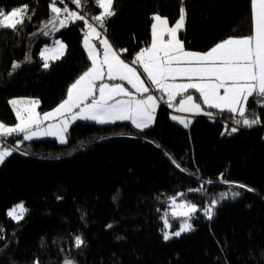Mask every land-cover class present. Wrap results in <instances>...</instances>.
Segmentation results:
<instances>
[{
	"label": "trees",
	"instance_id": "16d2710c",
	"mask_svg": "<svg viewBox=\"0 0 264 264\" xmlns=\"http://www.w3.org/2000/svg\"><path fill=\"white\" fill-rule=\"evenodd\" d=\"M50 4L0 0L5 13L26 5L31 17L17 31L0 28V122L6 126L15 123L11 99L39 100V110L48 111L90 66L83 21L53 27ZM85 7L78 9L99 27L92 19L101 13L96 0ZM113 7L116 14L99 28L130 63L150 44L153 16L173 24L182 7L179 38L188 51L253 32L251 0H114ZM58 38L64 55L45 69L38 53ZM13 63L20 65L15 71ZM204 108L213 115L196 117L187 128L169 119L164 104L144 131L128 122L88 121L73 124L64 145L22 143L0 166V264H264V107L249 99V116L261 120L252 128L235 124L239 115ZM232 192L242 195L232 199ZM173 196L200 211L189 221L193 231L165 241V220L169 231L184 220L169 214ZM212 199L219 203L209 220L201 210ZM18 202L27 211L14 222L6 210ZM76 237L83 246H75Z\"/></svg>",
	"mask_w": 264,
	"mask_h": 264
},
{
	"label": "snow or ice",
	"instance_id": "6c2138e0",
	"mask_svg": "<svg viewBox=\"0 0 264 264\" xmlns=\"http://www.w3.org/2000/svg\"><path fill=\"white\" fill-rule=\"evenodd\" d=\"M72 2L86 11L85 6L89 0H72ZM57 3L63 4L65 0H51L50 10L54 15L48 23L53 27L58 23L59 28H66L70 23L83 21L87 29L83 43L91 67L68 88L67 98L50 112L40 114L36 111L39 100L10 101L17 123L14 126H6L4 122H0V164H3L14 152L20 151L22 141H16L12 146L10 137L22 136L23 141H31L41 136H51L58 139L61 144H65L70 123L78 120L92 121L100 125L128 121L136 129L144 131L154 124L156 110L159 107L157 97L152 94L145 96L152 88L161 93V100L166 95L165 102L168 107L178 112L212 116L213 114L204 111L198 102L202 99L203 105L208 109L239 115L240 119H233L237 125L252 128L261 123L260 117L255 113L249 116L247 104L249 99L253 98L258 106L264 107V0H251L253 32L250 36L226 38L206 53L185 50L184 42L179 38L178 33L184 28L186 18L183 7L180 9L179 19L171 27L168 26L167 18L154 15L151 46L142 49L132 61L133 65L138 64L142 67L146 80L141 78L136 68L120 58V54L113 50L107 39L100 40L103 46V58L99 59V54L90 41L93 37H99L101 33L89 23L85 15L68 7H57ZM96 3L102 11L92 19L100 28H104L107 20L116 14L113 7L114 0H96ZM26 18H31L26 5L10 13L0 10V28L17 31L24 25ZM44 34L48 35L47 32ZM165 35L168 37L166 41ZM65 50L66 45L60 40L55 41V47L45 48L41 52L43 67L48 69L49 60L59 59L64 55ZM26 61L30 62L28 56ZM19 67V64L13 63V71ZM105 78L108 81H125L135 92L121 83H105ZM178 78H183L187 82L177 83ZM189 89H194L199 96L194 98L191 93L185 95ZM221 89H223L222 94ZM178 96L180 99L177 101ZM117 97L122 98L117 99ZM174 101L177 102L174 104ZM171 119L177 120L184 127H188L191 123V120L175 115L171 116ZM52 120L57 122L42 126L45 121ZM237 131L238 128H231V133ZM235 187L253 191L245 185L237 184ZM193 191H203V189ZM230 195L232 199H236L242 193L232 192ZM228 196L227 193L223 194L221 199H227ZM113 199L115 200L116 197ZM218 203L217 199H212L209 206L203 209V215L207 219L213 218ZM169 208L173 218L183 217L184 220L179 231L171 235L168 232L164 233L165 241L172 236L179 237L182 233L193 231L189 221L195 219L200 211L195 204L188 201L177 203L175 198L172 199ZM26 211L21 203L9 210L8 215L13 220L19 221L23 219ZM169 227L171 225L166 219L165 228ZM83 244L84 241L80 237L75 238L77 248ZM65 264H73V262L66 260Z\"/></svg>",
	"mask_w": 264,
	"mask_h": 264
},
{
	"label": "crops",
	"instance_id": "0c3cea01",
	"mask_svg": "<svg viewBox=\"0 0 264 264\" xmlns=\"http://www.w3.org/2000/svg\"><path fill=\"white\" fill-rule=\"evenodd\" d=\"M162 18H164V17H162ZM179 19V18H178ZM177 22V21H176ZM175 22V23H176ZM155 23V21H154V19L152 18V23H151V27H150V44H149V46L148 47H150L151 46V41H152V26H153V24ZM175 23H173V24H170L169 22H168V26L169 27H171V26H174L175 25ZM184 26H185V24H184ZM183 30V29H182ZM87 31V29H85V32ZM181 31V30H180ZM178 35H179V33H178ZM102 39H107V41L109 42V44L112 46V48H113V50L114 51H117L115 48H114V46L111 44V42H110V40L107 38V36L106 35H104V34H101L99 37H93L92 39H91V41H90V43L94 46V48L96 49V51L98 52V54H99V56H98V58L99 59H102L103 58V46L100 44V40H102ZM164 39H165V41L168 39V37H167V35H165V37H164ZM83 41H84V37L82 38V47H83V49H84V52L86 53V55H87V57H88V52H87V50L84 48V43H83ZM215 46V45H214ZM212 48V47H211ZM210 48V49H211ZM209 49V50H210ZM186 50V49H185ZM209 50H207V51H209ZM207 51H204V52H198V53H206ZM118 52V51H117ZM193 52H197V51H193ZM119 53V52H118ZM120 54V53H119ZM120 58L121 59H123L122 57H121V55H120ZM89 59V58H88ZM124 60V59H123ZM125 61V60H124ZM89 62H90V66H89V68L91 67V61H90V59H89ZM126 62V61H125ZM127 63H129V65L130 66H132V67H134V68H136L137 70H138V73L141 75V78L142 79H144V80H146V74H144L143 73V69H142V67L141 66H139L138 64H136V65H133L132 64V62L130 63V62H127ZM88 70V69H87ZM86 70V71H87ZM81 76V75H80ZM79 76V77H80ZM78 77V78H79ZM77 78V79H78ZM76 79V80H77ZM75 80V81H76ZM74 81V82H75ZM181 81H184L183 80V78H178L177 79V83H180ZM73 82V83H74ZM104 82L105 83H109V84H112V83H121V84H123L126 88H128L129 90H131V91H133V92H135V90L134 89H131V86L130 85H127V82H125V81H108L106 78H105V80H104ZM72 83V84H73ZM99 83V82H98ZM71 84V85H72ZM70 85V86H71ZM69 86V87H70ZM68 87V88H69ZM153 89V90H152ZM152 89H150V92L149 93H146L145 94V96L146 95H148V94H152V95H154L155 97H157L158 98V104H159V107L160 106H162V105H164L165 104V107L167 108V110H168V113H169V119L172 121V122H174L175 124H177V125H183V124H181V123H179L177 120H172L171 119V116H173V115H175V116H177V117H179V118H183V119H185V120H189V119H191V118H196V117H211V116H208V115H195V114H193V113H189V112H178V111H175V109L174 108H169L168 107V105H167V103L165 102V101H167V96L166 95H164L163 96V99L161 100L160 99V97H161V93L158 91V90H155L154 88H152ZM68 90V89H67ZM189 91H194L195 93H197L194 89H189ZM223 93V90H221V94ZM97 95H98V93H97ZM138 95V94H137ZM185 95H187L186 93H185ZM197 95L199 96V94L197 93ZM67 98V91H66V95H65V97H64V99L63 100H65ZM122 97H117V99H121ZM14 99H17V100H27V99H22V98H14ZM126 99V98H125ZM180 99V97L178 96L177 97V101ZM12 100V99H11ZM10 100V101H11ZM62 100V101H63ZM10 101H9V105H10V108H11V110H12V112H13V114H14V117H15V123H17V120H16V116H15V113H14V111H13V107H12V105L10 104ZM61 101V102H62ZM177 101H174L173 103L175 104ZM201 101H202V99H201ZM60 102V103H61ZM60 103H58L54 108H52V109H50V111H52V110H54ZM158 107V108H159ZM204 107H206L207 108V106H205V105H203V101H202V108L204 109V111H206V112H210V111H208V110H206ZM158 108H157V110H158ZM157 110H156V112H157ZM215 110H217V109H215ZM49 111V110H48ZM78 122H88V121H83V120H78V121H75V122H72V123H70V125H69V128L73 125V124H75V123H78ZM90 122H92V121H90ZM117 122H128V121H117ZM15 123L13 124V125H15ZM128 123H130V122H128ZM96 124V123H95ZM131 124V123H130ZM13 125H11V126H13ZM97 125H100V124H97ZM105 125H111V124H105ZM132 125V124H131ZM133 126V125H132ZM153 126V125H152ZM151 126V127H152ZM134 127V126H133ZM135 128V127H134ZM136 129V128H135ZM136 130H138V129H136ZM145 130H147V129H145ZM138 131H140V130H138ZM66 135H67V133H66ZM53 139H55V138H53ZM56 140V139H55ZM31 141H36V140H31ZM31 141H22V143H27V142H31ZM57 141V140H56ZM15 143L16 142H14V143H11L10 145H12V146H14L15 145ZM2 165V164H1Z\"/></svg>",
	"mask_w": 264,
	"mask_h": 264
},
{
	"label": "rangeland",
	"instance_id": "374dc122",
	"mask_svg": "<svg viewBox=\"0 0 264 264\" xmlns=\"http://www.w3.org/2000/svg\"><path fill=\"white\" fill-rule=\"evenodd\" d=\"M13 10H16V9H11L9 12H7V13H10L11 11H13ZM102 11V10H101ZM179 36V35H178ZM84 37V36H83ZM56 40H60L63 44H65L61 39H56ZM56 40H54L53 41V43H51V44H49V45H47V46H43L41 49H40V51H39V53H38V55L41 57V52L45 49V48H53V47H55V41ZM43 60V59H42ZM55 60H57V59H55ZM44 61V60H43ZM49 61H54V60H52V59H50ZM184 81H181L180 83H182V82H187L185 79H183ZM153 90V89H152ZM221 90H223V89H221ZM27 100H32V99H27ZM36 111L38 112V113H40V114H43V113H46V112H50V110L49 111H40L39 110V105H38V107H37V109H36ZM15 113V112H14ZM189 120H191V123L189 124V126L192 124V122H193V120H194V118H191V119H189ZM57 121L56 120H52V121H45L44 122V125H42V126H46L48 123H56ZM14 126V125H13ZM178 126H180V127H182V128H187V127H184V125H178ZM188 126V127H189ZM15 137H20L21 139H14V140H9V141H23V138H22V136H15ZM53 138H55V137H51V136H41V137H39V138H34L33 140H36V141H39V140H45V139H53ZM66 138H67V135H66ZM56 139V138H55ZM54 139V140H55ZM57 141V143H58V145H64V144H61L60 142H59V140L58 139H56ZM0 166H1V164H0ZM173 198H175L176 199V202L177 203H181V202H185L184 200H179V199H177L176 197H171L170 199H169V203H168V206H169V204L171 203V201H172V199ZM22 202H18V203H16V204H14V205H12L10 208H8L7 210H6V217L9 219V220H12V221H14V222H17L16 220H13L9 215H8V212H9V210H11V209H13L15 206H17V205H20ZM23 204V203H22ZM209 204L210 203H208L207 205H206V207L207 206H209ZM24 206V205H23ZM201 212L203 213V210H201ZM169 214L171 215V209L169 208ZM175 231H179V229L178 230H172V231H169V230H167V228H166V231L165 232H168L170 235H171V233H173V232H175ZM186 233V232H185ZM182 234H184V233H182ZM173 238H177V237H175V236H172V238L171 239H173ZM171 239H169V240H171ZM168 241V240H167Z\"/></svg>",
	"mask_w": 264,
	"mask_h": 264
},
{
	"label": "built area",
	"instance_id": "2783aa9c",
	"mask_svg": "<svg viewBox=\"0 0 264 264\" xmlns=\"http://www.w3.org/2000/svg\"><path fill=\"white\" fill-rule=\"evenodd\" d=\"M65 4H66V7H68L70 10H72V11H76V12H78V13H80V14H83L81 11H80V9H78V7L75 5V3H73L72 2V0H65ZM84 15V14H83ZM86 16V15H85ZM61 18H63V15L61 16ZM86 18L89 20V23H91L93 26H95L96 28H97V31L98 32H100L101 34H104V35H106L105 34V32L102 30V29H100L92 20H90L87 16H86ZM84 27H85V25H84ZM85 29H86V27H85ZM213 119V118H212Z\"/></svg>",
	"mask_w": 264,
	"mask_h": 264
}]
</instances>
